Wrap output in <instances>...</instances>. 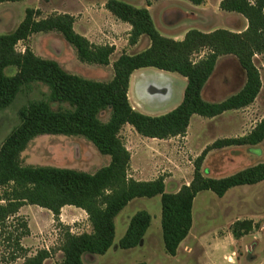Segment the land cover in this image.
Listing matches in <instances>:
<instances>
[{
	"label": "trees",
	"instance_id": "16d2710c",
	"mask_svg": "<svg viewBox=\"0 0 264 264\" xmlns=\"http://www.w3.org/2000/svg\"><path fill=\"white\" fill-rule=\"evenodd\" d=\"M15 1L21 0H0V3ZM151 1L145 0L147 5ZM189 1L200 5L204 0ZM104 7L115 18L131 26L129 45H134L141 35L150 41L149 46L140 52L121 53L112 62L113 77L109 81L70 73L56 60L36 55L28 45L23 51L17 50V44L26 42L31 35L54 31L72 45L79 61L108 65L114 46L94 44L75 31L74 16L69 13L40 17L39 9L28 7L12 31L0 34V109L9 106L16 95L31 84L42 83L48 88L45 99L30 101L19 108L18 125L0 144V233L6 231L9 218L17 215L25 204L47 209L57 223L62 207L72 205L85 211L91 226V231L77 234L66 226L58 246L61 259L49 264H84V255L106 253L113 244L115 218L121 210L135 198L157 195L160 197L163 248L168 255L174 256L192 226L193 201L198 192L209 190L222 197L232 187L264 181V162L219 178L206 177L201 171L202 161L209 150L261 143L264 140V117L248 133L216 139L206 146L194 160L190 182L173 193L165 191L162 175L150 180H136L129 176L130 152L120 136L125 124L143 137L167 139L183 136L194 114L213 118L250 105L261 89L254 56L264 53V0H220L219 9L241 14L246 19V27L240 31L190 28L180 40L160 34L147 7H135L121 0H106ZM225 55L236 58L244 72V84L221 101H207L202 90L217 60ZM9 66L16 68L15 73H5ZM145 67L175 72L186 78L180 104L160 115H148L132 108L127 96L129 78L134 70ZM52 103L59 106L53 108ZM106 110L109 117L103 121L100 115ZM42 134L82 136L101 154L108 155L110 161L92 173L66 167L22 165L20 153L32 139ZM150 222L148 211H136L118 240V247L138 246ZM19 226L24 229L7 234L14 245L12 259L21 257L22 264H44L50 257V250L43 248L27 255L20 239L28 234V229L23 222H19ZM250 229V221L236 220L232 235L239 238Z\"/></svg>",
	"mask_w": 264,
	"mask_h": 264
},
{
	"label": "rangeland",
	"instance_id": "374dc122",
	"mask_svg": "<svg viewBox=\"0 0 264 264\" xmlns=\"http://www.w3.org/2000/svg\"><path fill=\"white\" fill-rule=\"evenodd\" d=\"M121 1L135 7H141L140 5L144 2V0ZM103 2L106 0L2 2L0 3V34L12 31L22 20L24 11L28 7L39 9L40 17H44L53 13H82L86 9L99 8ZM219 2L220 0H204L202 4L194 5L189 0H160L153 9L157 30L164 35L161 30L162 22L166 18L163 15V8L170 7H176L170 18L178 19L177 24L172 28L174 33H180L186 28H196L201 31L216 28L232 31L243 29L245 18L241 14L219 9ZM91 36H93L92 30ZM26 45L36 55L43 58L58 54L61 66L70 73L99 81H108L112 77L110 65L88 64L79 61L75 49L60 33L54 31L35 33L26 42H19L16 48L23 51ZM127 49L125 46L119 50L114 58L123 52L126 53ZM134 52L135 50H130V53ZM254 63L261 78V89L255 100L247 107L226 111L214 118H200L201 116L195 115L190 123L188 142L184 143L181 137L173 141L171 159L163 154L164 149L162 153V149L157 146L155 140L132 139L131 133L122 129L120 136L134 154L130 161L128 174L134 171L142 174V169H150V174L137 177L135 175V177L151 179L162 175L166 179L165 191L172 193L176 188L179 189L183 184L190 182L193 176L194 160L206 146L216 139L238 137L248 133L264 117V53L255 55ZM15 71L14 66L5 68L7 75ZM159 74L164 73L161 71H154L150 75L141 71L134 73L131 78V98L134 96L136 84L144 78V89L155 103H170V107L182 100L186 84V81H182V76L178 73H169L159 77ZM244 81V72L236 58L232 55L221 56L203 88L202 96L207 101H221L237 92ZM161 84L166 86L165 93L158 94L156 89H153L152 94L149 93L151 86L157 88L158 85L161 88L163 87ZM47 93L48 88L42 83L31 84L18 93L9 106L0 109V144L6 135L18 125L19 108L30 101L45 99ZM143 104L145 108L142 107L140 110L144 114L154 115L159 111L147 105V101ZM51 105L53 108L59 106L58 103ZM101 119L105 120L106 114ZM141 147L146 150L140 152L138 149ZM20 161L22 165L66 167L92 173L109 163L110 157L101 154L90 141L82 136L42 134L32 139L20 153ZM260 162H264V140L254 146H228L209 150L202 161L201 171L206 177L219 178ZM138 210L148 211L151 215L150 225L138 246L121 249L117 245L118 240L125 232L130 217ZM192 217L188 238L180 245L176 255L171 256L163 248L160 197L157 195L151 198H135L116 216L115 237L108 251L102 255L86 254L83 256V262L84 264L135 262L147 264H264V181L232 187L222 197L216 196L209 190L200 191L193 201ZM236 220L251 222V229L239 238L232 235V226ZM19 222L25 223L28 229V234L20 239V244L26 249L27 255H32L43 248L50 250V257L44 264L61 259L58 246L66 226L76 234L91 231L87 214L75 206L66 205L63 210L61 209L60 222L57 223L47 209L25 204L19 209L17 215L9 218L6 231L0 233V264H22L23 262L21 257L12 259L14 245L7 237L8 232L16 234L24 229L19 226Z\"/></svg>",
	"mask_w": 264,
	"mask_h": 264
},
{
	"label": "crops",
	"instance_id": "0c3cea01",
	"mask_svg": "<svg viewBox=\"0 0 264 264\" xmlns=\"http://www.w3.org/2000/svg\"><path fill=\"white\" fill-rule=\"evenodd\" d=\"M159 1L160 0H152L151 3L149 5H147L145 0H144V2L140 5L141 7H147V9L149 10V13L151 15L153 24H154L156 29L158 27L156 26V23H155L154 18H153V9ZM104 4H105V2H103L101 4V6H99V8H93L91 10L86 9L85 12H82V13L72 12L69 14L74 16L73 27H74L75 31H77L80 34L87 37L94 44H110V45L114 46L115 49H114V52L110 56V63L108 64L112 67V62L119 56L118 55L117 57L114 58V55L117 52H119V50H121L122 48H124L126 46L128 48L126 53L132 54V53H130V50H135L134 53H137V52H140V51L144 50L145 48H147L150 44V41L145 35H141L139 37L138 41L134 45H129L128 44V35H129V31H130L131 26L128 23L120 21L119 19L115 18L107 9H105ZM175 8L176 7H170L167 9L163 8V15L166 16V18H165V21L162 22L163 26H161V30H162V33L164 32V36L180 40L183 38L185 31L190 29V28H186L185 30L181 31L180 33L179 32H177V33L173 32L172 28L175 27V25L178 22V19L175 20V19L170 18V15L175 10ZM244 25H245L244 26V28H245L246 27V19H245ZM91 30L93 31V36H91ZM234 31H240V30H234ZM46 58L54 59L61 65V62L58 59L59 58L58 54L55 56H50V57H46ZM112 58H114V59L112 60ZM108 65H104V66H108ZM138 71L139 72L140 71L141 72H147V73H149V75L153 74L154 71H161L164 74L175 73V72H168V71L159 70V69H156L153 67H145V68H139V69L134 70L133 73L130 75V78H129V87H128V92H127L128 100H129V103L132 106V108L143 113V111H141L140 108H142V107L145 108L143 103L147 101V105L149 104L150 106H152L156 110H159L154 115H160V114H164V113L172 110L178 104H180V102L182 100H179L178 102L174 103L170 107H169L170 103H168V104H166V103L165 104H161V103L155 104L153 98H150L151 96L149 94H147L146 90L144 89V86H145V79L144 78H141V80L136 84V88H135L136 90H135L134 96H133V98H131V96H130L131 78H132V75ZM112 73H113V70H112ZM164 74H162V75L164 76ZM112 77H113V74H112ZM97 81H99V80H97ZM182 81H186V78L183 76H182ZM183 92H184V89H183ZM202 93H203V90H202ZM182 98H183V96H182ZM104 114H106V119L103 121H106L109 117V111L106 110V111L102 112L100 115V118ZM195 115L196 114L191 116L189 126L186 130L185 135H183V136H176V137H171V138H167V139L141 137L133 129V127L130 126L129 124L123 125L121 130L122 129L128 130L131 133L130 136L132 137V139L133 138L134 139H143V138L145 139L146 138V139H150V141L155 140L157 146L160 149H162V153H163V149H164L163 154L165 156H169V158L171 159L170 152L173 150L172 148H174V146H173L174 142L173 141H175L176 138L181 137V140H183L184 143L188 142V140L190 138V134H189L190 123L195 118ZM200 118H204V117H200ZM125 146L128 149V151L130 152V161H131L134 154L129 149L128 144H125ZM138 150H140V152H142V151H145L146 148L141 147ZM141 173L142 174L134 171V173L129 174V176L133 177L136 180H150V179L136 178L137 176H140V175L150 174L151 173L150 169L149 170L142 169ZM135 175H136V177H135ZM156 177L157 176H154L151 179L156 178ZM164 182H165V186H166V179H164ZM176 191H178V188L173 190V192H176ZM64 207H66V206H64ZM64 207H62V210L64 209ZM189 234H190V231H189ZM189 234L185 237V239L188 238ZM185 239H183L181 241V243L179 244V246L177 248V251Z\"/></svg>",
	"mask_w": 264,
	"mask_h": 264
},
{
	"label": "bare ground",
	"instance_id": "6f19581e",
	"mask_svg": "<svg viewBox=\"0 0 264 264\" xmlns=\"http://www.w3.org/2000/svg\"><path fill=\"white\" fill-rule=\"evenodd\" d=\"M159 77H163V75L162 74H159ZM149 80V79H148ZM150 81V80H149ZM170 83V82H169ZM165 84V83H164ZM163 85V84H162ZM171 85V84H170ZM152 88H156V87H154V86H151ZM170 87V86H169ZM156 90H157V93L158 94H162V93H165L166 92V86H161V88L160 87H158V85H157V88H156ZM172 94V93H171ZM163 98V97H162ZM161 99V98H160ZM165 99V98H164ZM158 100V99H157ZM167 102V101H166ZM155 104H157V103H155Z\"/></svg>",
	"mask_w": 264,
	"mask_h": 264
},
{
	"label": "water",
	"instance_id": "95a60500",
	"mask_svg": "<svg viewBox=\"0 0 264 264\" xmlns=\"http://www.w3.org/2000/svg\"><path fill=\"white\" fill-rule=\"evenodd\" d=\"M153 89H156V88H152V89L149 91L150 94H152V93L154 92ZM152 91H153V92H152Z\"/></svg>",
	"mask_w": 264,
	"mask_h": 264
}]
</instances>
